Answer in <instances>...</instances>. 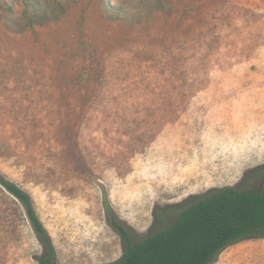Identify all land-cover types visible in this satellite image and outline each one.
<instances>
[{
    "label": "rangeland",
    "instance_id": "374dc122",
    "mask_svg": "<svg viewBox=\"0 0 264 264\" xmlns=\"http://www.w3.org/2000/svg\"><path fill=\"white\" fill-rule=\"evenodd\" d=\"M60 1L17 32L3 19L23 3L0 0V172L30 195L55 264L121 256L106 206L137 242L208 190L264 188V0ZM41 250L0 185V264ZM212 264H264V237Z\"/></svg>",
    "mask_w": 264,
    "mask_h": 264
},
{
    "label": "trees",
    "instance_id": "16d2710c",
    "mask_svg": "<svg viewBox=\"0 0 264 264\" xmlns=\"http://www.w3.org/2000/svg\"><path fill=\"white\" fill-rule=\"evenodd\" d=\"M142 1V0H141ZM23 8L15 18L8 8L4 26L9 31L21 32L33 25L56 20L64 11L60 0H49L39 5L32 0H21ZM109 5L108 2H105ZM58 5L60 11L56 9ZM149 11L162 10L159 1H142ZM119 7H115L118 12ZM256 175L264 173V165ZM253 171V172H254ZM0 185L17 199L42 250L36 260L39 264H55L51 238L39 219L30 195L0 172ZM109 224L119 233L123 242L121 256L113 264H212L218 254L236 242L264 237V188L240 190L233 186L211 189L180 211L164 229L133 242L129 230L106 206Z\"/></svg>",
    "mask_w": 264,
    "mask_h": 264
}]
</instances>
